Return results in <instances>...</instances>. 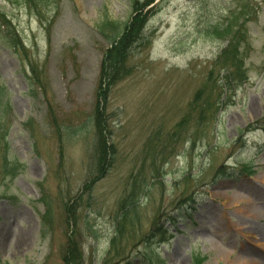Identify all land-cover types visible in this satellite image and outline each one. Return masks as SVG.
<instances>
[{"label": "rangeland", "instance_id": "rangeland-1", "mask_svg": "<svg viewBox=\"0 0 264 264\" xmlns=\"http://www.w3.org/2000/svg\"><path fill=\"white\" fill-rule=\"evenodd\" d=\"M29 1L0 0V264H67L70 241L82 254L75 264H155L144 255L164 264H264V0H153L142 10L131 76L107 103L98 93L101 60L134 0ZM240 1L250 15L238 77L231 61L220 63L233 47L212 29ZM220 84L219 109L199 127L195 97L218 96ZM98 106L115 150L103 175ZM191 110L192 143L186 130L174 138ZM169 137L171 151L156 157ZM5 164L22 169L6 176ZM248 167L252 176L241 173ZM133 192L135 218H124L113 244Z\"/></svg>", "mask_w": 264, "mask_h": 264}, {"label": "trees", "instance_id": "trees-1", "mask_svg": "<svg viewBox=\"0 0 264 264\" xmlns=\"http://www.w3.org/2000/svg\"><path fill=\"white\" fill-rule=\"evenodd\" d=\"M31 1H29L30 3ZM153 2V0H148L146 3L140 4L136 0L133 1L132 7H133V19L130 24H127L124 27V30L121 34H119L115 39L113 40L111 44V48H109L107 51H105V55L102 59V66H101V72H100V79L98 81L99 85V96L108 102L109 98V90L111 88H114L115 85H118L119 83L123 82L125 79H127L129 76H131V70L129 68V59L132 54V49L134 46L140 42L143 38L144 34V25L143 23L146 22V15H142V10L145 6L150 5ZM246 15H250L247 13V7L246 4L240 1V6H237L233 11L230 12V15L225 17L222 21H219L218 24L213 26L212 33L222 38L226 41H229L230 48L233 47L232 55H228L227 52H224L220 57V63L222 59H225V62L231 61L232 63L229 65L228 70L233 74V72L236 70L238 71L237 76L240 77L242 75V62L245 59L244 55L248 51V31L246 25H244V18L247 17ZM109 24L106 23L105 26ZM107 27H109L107 25ZM225 67H222L224 69ZM227 69V68H226ZM230 73V74H231ZM212 74V73H211ZM230 79L229 82H233L230 77H228L227 74H225L224 78ZM207 80H210V76L207 78ZM211 82V80H210ZM225 82H227V79H225ZM108 86V87H106ZM218 96H213V102L212 99L205 94H203V91L195 97L194 102L196 104L203 103V108L199 110V114L197 116V124L199 127H206L208 126L215 117V111L219 109V99L221 96L225 93L224 90V84H220ZM3 93V89L0 88V94ZM1 103V101H0ZM213 103V104H212ZM213 105V112H210V109ZM103 111V114L100 112ZM104 109L98 106V110L94 115V118H96V128L97 130V147L95 148V157L98 161V168L97 173L100 175L106 174V168L108 169L113 165V159H114V151L113 145L110 143V139H108L109 135L105 136V132L107 128H104ZM194 114L191 110L190 116H185L183 120L180 121L178 124V130L179 134L174 135V138H177L181 135L184 130L187 131V142L192 143L194 139H197L196 134L199 132L196 131L195 135L191 132V126L193 122L195 121ZM109 129V128H108ZM101 133V135H100ZM101 138H100V137ZM162 137L159 136L155 139L154 143H157ZM154 141V140H153ZM151 141L149 140V143ZM153 143V142H151ZM153 143V144H154ZM174 144L171 142V139L169 137V140L163 141L162 148L157 152L156 157L163 156L167 152L171 151V146ZM6 168L4 167L3 171L5 172L4 175L6 176H16L20 173L21 169L19 166L15 165H9L5 164ZM104 169V171H103ZM106 171V173H105ZM241 173L246 176H251L253 174V170L251 167L242 168ZM99 179V177H98ZM87 189L90 191V186H86ZM139 187V185H138ZM150 188V183L146 184L143 187V194L146 193V190ZM140 189V188H139ZM84 193V192H83ZM89 193V192H87ZM136 196V194L133 192L129 196V204L125 207L121 208L120 211H123L121 213V216L117 218V226H119L116 230V233L113 235L114 243L116 244L117 241L122 240V235L124 234V218L130 217L131 219L135 218V214L133 213L134 210V203L133 199ZM48 219V218H47ZM64 261H66L67 264H75L78 261H81L82 254H80L78 245L76 243L70 241L68 244L66 255H64ZM148 261L155 264H164V261L159 258L158 256H152V255H144ZM205 258L198 257L197 258V264L203 263ZM69 262V263H68Z\"/></svg>", "mask_w": 264, "mask_h": 264}, {"label": "bare ground", "instance_id": "bare-ground-1", "mask_svg": "<svg viewBox=\"0 0 264 264\" xmlns=\"http://www.w3.org/2000/svg\"><path fill=\"white\" fill-rule=\"evenodd\" d=\"M21 240V239H20ZM21 242V241H20Z\"/></svg>", "mask_w": 264, "mask_h": 264}]
</instances>
